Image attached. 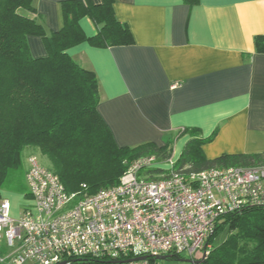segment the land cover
Returning <instances> with one entry per match:
<instances>
[{"label":"crops","instance_id":"1","mask_svg":"<svg viewBox=\"0 0 264 264\" xmlns=\"http://www.w3.org/2000/svg\"><path fill=\"white\" fill-rule=\"evenodd\" d=\"M63 1L35 0L47 35L63 25ZM113 8L134 43L92 45L97 28L84 17L86 39L67 52L96 73L98 111L119 146L177 145L178 155L195 134H215L203 145L209 159L264 153V51L255 44L264 0H114ZM28 41L34 57L46 56L40 36Z\"/></svg>","mask_w":264,"mask_h":264},{"label":"trees","instance_id":"2","mask_svg":"<svg viewBox=\"0 0 264 264\" xmlns=\"http://www.w3.org/2000/svg\"><path fill=\"white\" fill-rule=\"evenodd\" d=\"M185 1L196 4L199 0ZM113 3L63 1V25L47 35L42 22L33 17L35 14L41 18L35 0H0V199L6 191H25L24 157L31 149L27 160L36 153L47 156L51 170L76 199L118 185L128 164L140 157L155 156L161 162L172 159L170 144L116 143L98 111L100 85L96 73L67 52L86 39L80 25L84 17H89L97 28L96 35L89 38L92 45L134 43L129 27L117 19ZM30 36L42 38L46 56L32 55ZM255 44L264 51V36H257ZM214 136L195 134L189 139L175 170L190 174L216 167L264 166V153L207 158L203 145ZM149 173L167 176L169 171L153 169ZM226 228L227 238L214 246L216 235ZM208 243L211 247L203 264H264V207L247 206L223 216ZM83 261L109 263L90 258Z\"/></svg>","mask_w":264,"mask_h":264},{"label":"built area","instance_id":"3","mask_svg":"<svg viewBox=\"0 0 264 264\" xmlns=\"http://www.w3.org/2000/svg\"><path fill=\"white\" fill-rule=\"evenodd\" d=\"M149 173L166 165L155 156L127 166L120 183L80 199L60 177L28 158L29 201L16 210L0 199V264H85L84 259L157 257L206 259L210 237L223 216L247 206L264 207V166L210 168L183 174ZM200 253L201 258H196Z\"/></svg>","mask_w":264,"mask_h":264},{"label":"rangeland","instance_id":"4","mask_svg":"<svg viewBox=\"0 0 264 264\" xmlns=\"http://www.w3.org/2000/svg\"><path fill=\"white\" fill-rule=\"evenodd\" d=\"M185 146V145H184ZM183 146V148H184ZM179 148L181 147H177V145L175 146V151L173 150V155H172V159L174 160V163L176 164L182 151H183V148L181 151H179V154L177 155L176 152H178ZM32 149L31 150H28L27 153L25 154V157H24V163H25V170H26V173H27V169H28V160H27V156L29 154H32ZM35 156H37V159L40 163L41 166L47 168V169H50L52 168V163L51 161L49 160V158L47 156H44L40 153H36ZM206 156V155H205ZM219 155H215L213 158L217 157ZM207 157V156H206ZM164 164L166 165V163L164 162ZM164 170H169L171 169L172 167L166 165L165 167H162ZM26 173H25V185H26V189L25 191H22V192H16V191H6L2 194V199L3 200H9L11 202V204L13 205V207L16 209V210H19L20 208H24L25 205H27L26 202L29 201V198H27L25 196V194L28 193L29 189H28V185H27V182H26ZM227 235H228V229H224L223 231H221L218 235H216L215 237V240L213 241V245L214 246H218L220 244H222L225 239L227 238ZM180 259H190L191 256L188 254V253H183L180 255L179 257ZM196 258H201V254L198 253L196 254ZM108 264H111V263H108ZM162 264H190L186 261H180L178 259H170V260H166V261H162Z\"/></svg>","mask_w":264,"mask_h":264},{"label":"water","instance_id":"5","mask_svg":"<svg viewBox=\"0 0 264 264\" xmlns=\"http://www.w3.org/2000/svg\"><path fill=\"white\" fill-rule=\"evenodd\" d=\"M146 258H147V257L143 256V257H139V258H136V259L120 260V261H111V262H109V263H111V264H128V263L131 262L132 260H144V259H146ZM157 258H158L159 260H161V261L170 260V257H168V256H159V257H157ZM178 260H180V261H186V262H188V263H190V264H203L204 261H205L204 258L201 259V260H199V261H194V260H192V259H178Z\"/></svg>","mask_w":264,"mask_h":264}]
</instances>
